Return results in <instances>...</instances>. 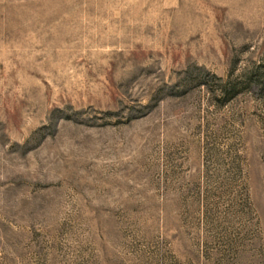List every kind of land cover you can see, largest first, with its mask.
<instances>
[{
    "label": "rangeland",
    "instance_id": "374dc122",
    "mask_svg": "<svg viewBox=\"0 0 264 264\" xmlns=\"http://www.w3.org/2000/svg\"><path fill=\"white\" fill-rule=\"evenodd\" d=\"M47 1L0 0V264H264V0Z\"/></svg>",
    "mask_w": 264,
    "mask_h": 264
},
{
    "label": "bare ground",
    "instance_id": "6f19581e",
    "mask_svg": "<svg viewBox=\"0 0 264 264\" xmlns=\"http://www.w3.org/2000/svg\"><path fill=\"white\" fill-rule=\"evenodd\" d=\"M64 1V0H63ZM68 2H62L60 0H56L53 2H46L45 5L43 6V9L46 11L44 13H49L48 16L50 17H57L58 15L61 14V12H63V9L67 8ZM70 6V5H69ZM102 6V5H101ZM100 10V9H99ZM102 10V9H101ZM100 10V11H101ZM65 12V11H64ZM96 12V10H95ZM41 13V12H40ZM109 13V12H108ZM100 16H103L102 12H100ZM104 16L108 17L107 14H105ZM105 17V18H106ZM113 17V16H112ZM111 17V18H112ZM67 18V17H66ZM69 18V17H68ZM115 18V17H114ZM71 20V19H70Z\"/></svg>",
    "mask_w": 264,
    "mask_h": 264
}]
</instances>
